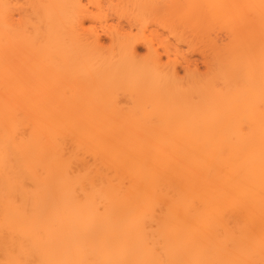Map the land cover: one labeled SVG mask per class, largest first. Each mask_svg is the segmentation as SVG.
Wrapping results in <instances>:
<instances>
[{"label":"bare ground","instance_id":"bare-ground-1","mask_svg":"<svg viewBox=\"0 0 264 264\" xmlns=\"http://www.w3.org/2000/svg\"><path fill=\"white\" fill-rule=\"evenodd\" d=\"M11 3L0 0V229L19 248L8 264H264V0H170L169 13L187 6L181 19L234 35L213 43V75L188 84L145 31L101 19L85 31L83 0H50L20 25ZM118 91L137 95L132 108Z\"/></svg>","mask_w":264,"mask_h":264},{"label":"rangeland","instance_id":"rangeland-1","mask_svg":"<svg viewBox=\"0 0 264 264\" xmlns=\"http://www.w3.org/2000/svg\"><path fill=\"white\" fill-rule=\"evenodd\" d=\"M98 2L99 0H83V5L87 9L84 12V15H86V21L84 23V27L86 29L85 31L90 30V28L95 26V24H99L97 22H94L98 21L99 19L103 20V22L105 21L104 23H107L112 27L121 28V32L129 35L134 36L139 34L140 31H145L147 34V40L153 41L154 49L158 50V53L162 58L161 64L164 67L170 64V66H175L179 71V79L185 84H188L192 78H196L198 80H206L211 77L215 69V61L213 60L212 56L213 43L216 42L219 47H225L228 46L234 38V35H231L229 29L207 18L205 19L204 17L198 16L200 20H198L194 25L191 19H181L180 17L185 13L186 8L188 9L187 6L184 10L181 9L180 11L169 13V11H173L172 9H169L171 7L170 0H165V4L161 10L141 9L139 6L141 5L142 0L140 2L139 0H104V3L102 5H99ZM49 4L50 0H12L11 5L14 9V12L16 13L13 19V23L15 25L25 24L27 19L32 20V23H36L37 18L35 13H38L42 16L43 8H45ZM33 5H38V7L34 9L35 6ZM152 31L154 32V34H152ZM100 34L101 36H103L102 47L104 49L110 47L111 40L109 34L102 32L101 30ZM247 34L248 29H243L240 32L241 38H245ZM137 55L141 59L146 58L148 56V48L144 43H141V45L139 46ZM81 86L82 89H87L86 84H82ZM116 99L118 100L117 103L119 104V106L124 110H127L133 107L134 102L138 100V97L137 95L132 96L125 91H118ZM194 100L198 101V98L194 97ZM145 111L152 114L154 112L153 105L146 104ZM152 121L153 124L158 125L159 117L153 115ZM248 130L249 127L247 125H243V131L248 132ZM85 157H87V155ZM89 158L91 159L92 157ZM88 159L86 161H90L92 163L93 159ZM75 168H77V166H75ZM8 195L12 196V193L7 192V196ZM6 198L5 200L8 199ZM12 198L17 199L16 202H19V198L16 197L15 193ZM11 199L10 203H13V199L12 202ZM3 202L5 203L4 200ZM2 213L3 211L1 212L0 210V214ZM4 219H2V221ZM4 229L1 228L0 233L4 232L3 234H5V236H2L6 239L8 238V234V236H10L8 239L10 240L11 238L12 243L11 240L9 243L7 242L10 245V247L8 248L11 249L7 250L8 248H5L6 245H4L5 243H3L7 240L4 241V238L2 237V239L0 236V242L2 239V245H4L3 247L6 249L5 251H3L4 248L0 243V246L3 248V250L2 248H0V264H8L9 261L7 260H9V258L13 256V254L11 255V252L14 250L13 253L18 254L19 249L17 246V236H15L16 233L11 232V230H9L10 233H7L8 229L6 228L5 231ZM54 235L55 234H53V236ZM63 237L65 236L63 235ZM57 238L58 236L55 235L53 239H55V241L57 242L54 243L52 241V243L54 244L51 243V245L53 246V249L54 245L58 243L57 245H55V247L59 246L57 247L58 251L62 249V247H60V243L62 244V240H64V238H62V236L61 239L59 237V239L57 240ZM65 240H68V238L66 237ZM66 243L67 241L65 242V245ZM14 248H17V252H15L16 250ZM9 251H11L9 254L11 256H7ZM57 251L56 248L53 249V252H55V254H57ZM28 252H30V250ZM28 252L26 251V254ZM60 253L62 254V251H60ZM17 254L14 256H18ZM61 254H59L58 251L57 255ZM31 255L33 256V258H35V255ZM27 256L28 257L26 258H32V256L29 257L30 255ZM57 258L58 256H56V259ZM58 260L60 259L58 258ZM29 261H32V259ZM33 262H35L34 259Z\"/></svg>","mask_w":264,"mask_h":264}]
</instances>
